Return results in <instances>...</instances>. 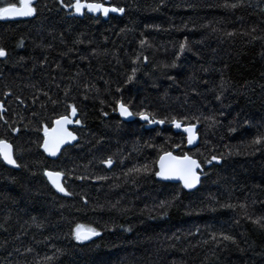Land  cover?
I'll list each match as a JSON object with an SVG mask.
<instances>
[{
    "label": "trees",
    "instance_id": "obj_1",
    "mask_svg": "<svg viewBox=\"0 0 264 264\" xmlns=\"http://www.w3.org/2000/svg\"><path fill=\"white\" fill-rule=\"evenodd\" d=\"M73 2L35 0L34 16L0 20V139L20 165L0 159V264H264L252 223L264 216V144H252L264 136V0H87L124 9L108 21L72 17ZM120 103L165 127L123 122ZM70 105L79 142L51 161L43 127ZM173 120L199 125L197 148ZM165 152L200 163L195 190L154 174ZM48 170L64 173L68 198ZM77 224L101 234L77 242Z\"/></svg>",
    "mask_w": 264,
    "mask_h": 264
},
{
    "label": "snow or ice",
    "instance_id": "obj_2",
    "mask_svg": "<svg viewBox=\"0 0 264 264\" xmlns=\"http://www.w3.org/2000/svg\"><path fill=\"white\" fill-rule=\"evenodd\" d=\"M63 4V0H60ZM242 0H236L235 3H225L223 5L226 9L235 10L237 8L243 7ZM66 8H71L77 15H84V10H87L89 13H102L104 16H108L109 12H119L123 14V8L115 7H105L103 3L100 2H87V0H74L73 3L64 5ZM36 14V8L33 6L32 0H19L18 4L16 2H8L0 5V20L4 19H13L17 17H32ZM216 31V29H213ZM227 36H234L235 33L229 32L226 33ZM147 42L141 41V46L143 47ZM188 48V42L185 40L179 45V53H184L185 49ZM190 50V49H189ZM7 56V52L0 48V57ZM179 59V56H177ZM171 67H176V64L173 63ZM135 77V70H133V76H130L129 82H131ZM223 87V85H222ZM3 106L0 105V108ZM71 115L62 116L54 121L55 126L49 128L48 126L43 127V143L42 148L48 156L55 157L60 152V149L65 144H69L72 141L76 140L77 137L73 135L71 131L68 130L67 125L72 124L73 120L71 117L76 116L77 109L75 106L70 105ZM119 113L123 117H131L133 112L129 110L127 106L123 103L119 104ZM141 120H146L149 123H163L161 120H156L150 118L148 114L144 112L138 113ZM75 123L79 124L80 121L77 119ZM175 127L180 128L181 124L173 120ZM19 132V129H15ZM183 131L188 133V143L192 144L196 138L193 127H184ZM254 145L264 144V136H257L253 141ZM0 159L4 163L11 165L13 167H20L17 163V160L14 158L13 146L6 140L0 139ZM213 160H216L217 163L220 161L216 157H212L210 160H206L207 163H212ZM108 167H111L113 160L111 158L106 161H102ZM159 170L154 174L162 180H178L182 182V185L185 189H193L200 182V175L197 173V169L201 168L200 163L196 159L189 157L187 154L181 156H175L171 152H165L160 156L159 161ZM136 173L148 174L149 168L148 165H144L143 168H136L134 170ZM44 175L47 176L48 180L51 182L52 186L59 192L69 195L66 192L65 188L61 184V178L64 173L61 171H45ZM98 179H106V177H98ZM163 206V204L161 205ZM228 207H234L228 205ZM241 209H246V205L241 204L239 206ZM252 223L258 225L261 229H264V216L259 217L252 221ZM101 233L96 230L94 227H86L83 224H77L74 229H72L73 238L80 243L91 240L94 236H99ZM213 240L216 239L215 236L212 237ZM222 240L228 241L233 244H236V240L231 235L222 234ZM207 243V242H206ZM31 251V249H29Z\"/></svg>",
    "mask_w": 264,
    "mask_h": 264
},
{
    "label": "water",
    "instance_id": "obj_3",
    "mask_svg": "<svg viewBox=\"0 0 264 264\" xmlns=\"http://www.w3.org/2000/svg\"><path fill=\"white\" fill-rule=\"evenodd\" d=\"M35 2V0H32V3H34ZM105 7H110V6H107V5H104ZM111 8V7H110ZM86 15H88V16H90V17H94V18H102L104 21H108L109 19H110V17L111 16H115V17H122L123 15H124V12H123V14H121V13H119V12H109V14H108V16H104L102 13H89V12H87V10H84V15H77L75 12H74V10L72 9V12H71V16L72 17H74V18H79V19H83V18H85V16ZM25 18H28V17H17V18H13V19H10V20H21V19H25ZM6 58V56L5 57H1V59H5ZM117 114H118V116L120 117V119L123 121V122H126V123H132V122H134L136 119L141 123V124H143L144 125V128L146 129V130H150V129H155V128H160V129H163L164 127H165V123L163 122V123H149L148 121H146V120H141L140 119V117H135L134 115H132L131 117H123V116H121L120 115V113H119V105H118V107H117ZM70 115H71V113H70ZM69 115V116H70ZM72 118V120H73V123L72 124H69V125H67V128H68V130L69 131H71L72 133H73V135H75L76 137H77V139L76 140H74V141H72L71 143H69V144H65L64 146H62V148L60 149V152L58 153V155L57 156H55V157H51V156H48V154L47 153H45L44 152V150H43V148H42V152L45 154V156H46V158H48L49 160H51V161H57L59 158H60V156H61V154L63 153V151L65 150V149H67V148H69V147H73V146H75L78 142H79V137H78V135L76 134V133H74L73 131H72V128L75 126V121L77 120V114H76V116H74V117H71ZM177 122V121H176ZM181 124V127L180 128H177V127H175V124L172 122L171 124H169L168 126L169 127H171L172 128V130L174 131V133H176V134H181V135H183V136H185V138H186V149L187 150H193V149H195V148H197L198 146H199V144H200V137H199V134H198V130H199V125H188V126H185L183 123H180ZM55 126V124L53 123V125H52V127H54ZM184 127H193L194 128V132H195V136H196V138H195V140H194V142L192 143V144H189L188 143V133H186V132H184L183 131V128ZM175 151H177V149L175 150ZM13 153H14V149H13ZM173 155H175V156H178V155H176V154H174L173 152H171ZM182 157V156H181ZM189 157H191V156H189ZM191 158H193V157H191ZM194 159V158H193ZM3 161V160H2ZM159 161V160H158ZM5 164V166L6 167H8L9 169H13V170H18L19 168H17V167H13V166H11V165H8V164H6V163H4ZM158 170H159V164H158ZM202 171V168H200V169H197V173L200 175V172ZM45 178H46V180H47V182H48V184L54 189V191L59 195V196H62V197H69V195H65L64 193H62V192H59V191H57L56 189H55V187H53L52 186V184H51V182L48 180V178H47V176H45ZM200 179H201V176H200ZM162 182H164V183H169V184H176V185H180L181 187H182V189L184 190V191H186V192H192L193 190H195L196 189V187L198 186V184H197V186L195 187V188H193V189H185L184 187H183V185H182V182L181 181H178V180H162V179H160ZM61 184L63 185V187L65 188V186H64V176L61 178ZM66 190V189H65ZM66 192H67V190H66ZM97 236H94L92 239H94V238H96ZM91 239V240H92ZM88 241H90V240H88ZM85 242H87V241H85Z\"/></svg>",
    "mask_w": 264,
    "mask_h": 264
},
{
    "label": "bare ground",
    "instance_id": "obj_4",
    "mask_svg": "<svg viewBox=\"0 0 264 264\" xmlns=\"http://www.w3.org/2000/svg\"><path fill=\"white\" fill-rule=\"evenodd\" d=\"M71 12H72V9H71ZM5 21H16V20H10V19H4ZM130 110V109H129ZM43 143V142H42ZM14 149V148H13ZM41 150H42V146H41ZM175 154V153H174ZM45 155V154H44ZM15 158V157H14ZM2 160V159H1ZM3 162V161H2ZM4 163V162H3ZM5 165V164H4ZM19 168V167H18ZM50 171V170H48ZM45 176V175H44ZM47 181V180H46ZM48 183V182H47ZM65 186V185H64ZM52 188V187H51ZM53 189V188H52ZM66 189V188H65ZM54 190V189H53ZM56 193V192H55ZM57 194V193H56ZM58 195V194H57ZM62 197V196H61ZM67 198V197H65Z\"/></svg>",
    "mask_w": 264,
    "mask_h": 264
}]
</instances>
